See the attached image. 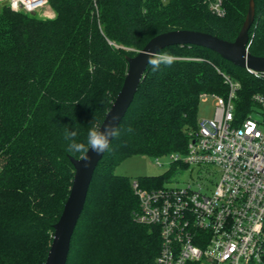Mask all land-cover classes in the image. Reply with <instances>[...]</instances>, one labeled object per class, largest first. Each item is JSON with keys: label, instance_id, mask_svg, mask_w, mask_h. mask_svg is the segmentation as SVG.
I'll list each match as a JSON object with an SVG mask.
<instances>
[{"label": "trees", "instance_id": "trees-1", "mask_svg": "<svg viewBox=\"0 0 264 264\" xmlns=\"http://www.w3.org/2000/svg\"><path fill=\"white\" fill-rule=\"evenodd\" d=\"M221 1L222 14L213 7ZM250 0H48L53 19L0 8V264H46L71 193L75 168L65 127L83 141L101 127L135 57L174 31L238 38ZM252 55L264 57V0H254ZM90 186L67 264H157L159 229L139 224L143 189L163 188L179 169L132 180L115 169L134 156L185 155L198 131L204 94L225 96L223 74L240 83L247 113L264 96V76L200 46L174 45L154 57ZM131 128L133 131H126Z\"/></svg>", "mask_w": 264, "mask_h": 264}, {"label": "built area", "instance_id": "built-area-1", "mask_svg": "<svg viewBox=\"0 0 264 264\" xmlns=\"http://www.w3.org/2000/svg\"><path fill=\"white\" fill-rule=\"evenodd\" d=\"M5 1L13 11L29 14L48 5V0ZM213 9L222 14L221 2ZM223 77L225 96L201 97L214 100V118L199 122L185 155H170L171 163L186 166L177 174L198 169L192 182L173 186L172 177L151 190L134 182L136 222L160 232L157 264H264V96L255 95V106L239 112L241 85Z\"/></svg>", "mask_w": 264, "mask_h": 264}, {"label": "water", "instance_id": "water-1", "mask_svg": "<svg viewBox=\"0 0 264 264\" xmlns=\"http://www.w3.org/2000/svg\"><path fill=\"white\" fill-rule=\"evenodd\" d=\"M255 20L254 0L249 2L246 22L234 42H228L207 33L195 31H174L158 35L151 39L145 48L135 57H127L128 71L124 85L108 112L101 129L106 124L120 126L145 78L148 66L158 53L169 46L193 45L209 49L237 67L251 73L264 74V57L250 53V29ZM114 137L109 141V147ZM107 150L101 154L89 152L91 161L71 158L75 168V177L70 196L59 222L55 225V234L46 264H67L75 229L83 214L90 186L99 162Z\"/></svg>", "mask_w": 264, "mask_h": 264}, {"label": "rangeland", "instance_id": "rangeland-1", "mask_svg": "<svg viewBox=\"0 0 264 264\" xmlns=\"http://www.w3.org/2000/svg\"><path fill=\"white\" fill-rule=\"evenodd\" d=\"M3 6H8L7 1L0 0V8ZM33 15L38 16L41 19H53L55 17V12L51 9L48 3L44 9L34 13ZM214 115V100L212 98L202 99L199 105V122L211 120L214 118ZM254 116L260 118L259 116ZM158 161L162 164V166L157 164ZM171 162L172 160L170 156H162L158 158L149 156H134L124 160L120 165H118L115 169V173L119 176L129 177L132 180H136L139 177L160 176L169 170ZM197 170L198 169H195L194 172L187 170L186 172H181L180 174L175 175L171 185L184 186L186 183L192 182V178L197 176Z\"/></svg>", "mask_w": 264, "mask_h": 264}, {"label": "clouds", "instance_id": "clouds-1", "mask_svg": "<svg viewBox=\"0 0 264 264\" xmlns=\"http://www.w3.org/2000/svg\"><path fill=\"white\" fill-rule=\"evenodd\" d=\"M162 61L152 60L153 70H158ZM126 131L132 132L131 128ZM120 129L114 124H106L102 129L92 126L88 129L86 138L83 141L77 139L78 133L72 128L65 127L63 139L66 144V151L71 155H79L87 162L91 161L88 155L90 151L101 154L109 148V141L118 136Z\"/></svg>", "mask_w": 264, "mask_h": 264}]
</instances>
